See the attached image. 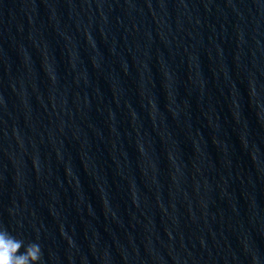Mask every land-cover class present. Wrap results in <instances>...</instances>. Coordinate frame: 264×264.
<instances>
[{"label": "water", "instance_id": "1", "mask_svg": "<svg viewBox=\"0 0 264 264\" xmlns=\"http://www.w3.org/2000/svg\"><path fill=\"white\" fill-rule=\"evenodd\" d=\"M0 230L39 264H264V0H0Z\"/></svg>", "mask_w": 264, "mask_h": 264}, {"label": "clouds", "instance_id": "2", "mask_svg": "<svg viewBox=\"0 0 264 264\" xmlns=\"http://www.w3.org/2000/svg\"><path fill=\"white\" fill-rule=\"evenodd\" d=\"M22 243L7 230H0V264H39L40 246L33 243L28 245L24 252H19Z\"/></svg>", "mask_w": 264, "mask_h": 264}]
</instances>
